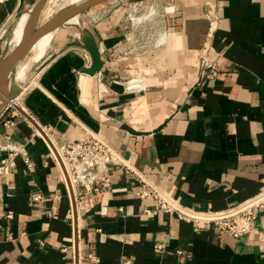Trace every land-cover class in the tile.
<instances>
[{
	"label": "crops",
	"instance_id": "1",
	"mask_svg": "<svg viewBox=\"0 0 264 264\" xmlns=\"http://www.w3.org/2000/svg\"><path fill=\"white\" fill-rule=\"evenodd\" d=\"M34 1L0 0V29ZM171 5L141 57L119 10L25 53V111L0 110V165L15 163L0 175V264H264L263 211L235 238L136 194L143 178L185 208L224 211L264 193V0ZM41 129L101 135L120 157L108 185L73 195Z\"/></svg>",
	"mask_w": 264,
	"mask_h": 264
},
{
	"label": "built area",
	"instance_id": "2",
	"mask_svg": "<svg viewBox=\"0 0 264 264\" xmlns=\"http://www.w3.org/2000/svg\"><path fill=\"white\" fill-rule=\"evenodd\" d=\"M203 61L205 62L206 58H203ZM217 74L215 65H211L209 76L214 77ZM44 131V137L49 144L52 157L60 165L68 185L70 177L75 182L76 186L73 189V195L76 196L77 190H80L79 193H88L108 185V168L112 164H117L120 161V157L117 151L101 135L90 132L85 136L76 138L59 135L43 129ZM51 138L56 141L58 147H53ZM14 164V153H12L9 158L2 161L0 175L8 173ZM26 164L30 169L35 167L34 161L29 157H26ZM136 194L141 198L154 199L157 202L155 210L176 212L180 218L196 223L213 222L222 232L235 238H240L253 230L258 212H264V193L243 201L234 209L203 211L204 213H216L211 218H199L188 214L185 209L189 208L183 207L165 190L143 178H140ZM34 196L36 200H42L41 194L36 193ZM146 211L150 214L153 209L149 208ZM9 215L12 216V212ZM257 239L264 250V229L257 231ZM156 247L162 248L163 244H156Z\"/></svg>",
	"mask_w": 264,
	"mask_h": 264
},
{
	"label": "rangeland",
	"instance_id": "3",
	"mask_svg": "<svg viewBox=\"0 0 264 264\" xmlns=\"http://www.w3.org/2000/svg\"><path fill=\"white\" fill-rule=\"evenodd\" d=\"M84 1L75 0L70 3L69 0H43L34 30L51 21L58 13L64 12L75 5L83 4ZM37 2L35 0L32 5L22 8L11 20L1 27L0 64L16 49L15 44L19 40L12 38V36L14 37L12 34L17 28L20 16L26 11L31 12L34 10L40 3L37 4ZM171 7V0H102L72 14L62 24H79L82 23L81 21H87L89 19L99 22L101 19L119 10L116 13L119 14L116 18H119V24L124 26L125 37H128L133 44L132 52L141 57L149 52L157 35L164 32L166 16L170 12ZM53 33H49L50 35L41 39L43 43L37 45L35 49L36 54L38 51H40L41 55L46 52L52 43ZM31 47L29 50H31ZM32 56V52H28L27 55L24 54L19 59L18 65L12 71L10 70L11 73L5 82V90L11 100L18 97V100L23 102V94L33 81V66H29L24 71L22 67L29 60V57ZM7 106L15 107L16 105L10 101L1 109ZM20 106V109H24L22 103Z\"/></svg>",
	"mask_w": 264,
	"mask_h": 264
},
{
	"label": "bare ground",
	"instance_id": "4",
	"mask_svg": "<svg viewBox=\"0 0 264 264\" xmlns=\"http://www.w3.org/2000/svg\"><path fill=\"white\" fill-rule=\"evenodd\" d=\"M75 0H69L70 3H72ZM92 1V0H85L83 4L80 5H75L70 9L65 10L64 12L58 13L50 22L46 23L45 25L39 27L38 29L34 30V26L36 24V21L38 19L41 6H42V1L36 6L34 10L31 12L26 11L23 13L17 24L16 30L13 32L12 38L18 39L19 41L15 44V48L17 49L14 54V56L8 60L7 63H3L0 65V109L6 104L9 103L10 101L13 102L17 107H21V101L18 100V97L11 100L5 90V82L7 80L8 75L11 73L12 69L16 66L18 63L19 59L23 56L25 51L28 49L30 45H32L34 48L35 44L40 40L43 43V37L50 35L51 33L55 32L56 29L65 21V19L71 15L74 10L81 5H84L85 3ZM50 33V34H49ZM31 48V49H32ZM26 67L23 66V71L24 68ZM11 70V71H10ZM89 76V75H88ZM17 101V102H15ZM20 104V105H19ZM21 110H24L21 108ZM25 111V110H24ZM40 133H42L45 136V131L42 132L39 130ZM47 136V135H46ZM49 139V137H48ZM52 140V145L53 147H58L56 141L51 138ZM69 186L70 189L73 191L75 189V182L72 177L69 179ZM185 211L193 215L195 217L199 218H211L216 215V213H204L203 211H197L194 209H185Z\"/></svg>",
	"mask_w": 264,
	"mask_h": 264
},
{
	"label": "water",
	"instance_id": "5",
	"mask_svg": "<svg viewBox=\"0 0 264 264\" xmlns=\"http://www.w3.org/2000/svg\"><path fill=\"white\" fill-rule=\"evenodd\" d=\"M42 1H43V0H42ZM100 1H102V0H92V1H89V2L85 3L84 5H81L80 7L76 8L72 14H74V13H76V12H78V11H81L82 9L88 7L89 5H91V4H93V3H97V2H100ZM72 14H71V15H72ZM71 15H69V16H71ZM69 16H68V17H69ZM68 17H67V18H68ZM49 22H50V21H49ZM31 46H32V45H30V46L28 47V49L25 51V53L30 49ZM16 50H17V49H15L14 51H12V53H10V54L7 56V58H6V59H5L0 65H2L3 63H7L8 60L11 59V58L14 56L15 52H17ZM25 53H24V54H25ZM24 54H23V55H24ZM87 71H88V72H91V70H90V71L87 70ZM41 131L43 132L42 129H41Z\"/></svg>",
	"mask_w": 264,
	"mask_h": 264
}]
</instances>
